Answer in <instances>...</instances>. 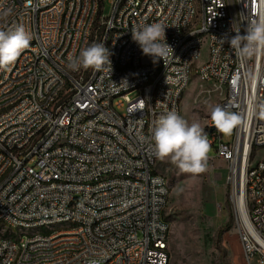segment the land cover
<instances>
[{"label":"built area","instance_id":"2783aa9c","mask_svg":"<svg viewBox=\"0 0 264 264\" xmlns=\"http://www.w3.org/2000/svg\"><path fill=\"white\" fill-rule=\"evenodd\" d=\"M238 2L239 13L231 14L230 0H202L199 17H191L189 0H0V30L22 25L32 36L29 50L0 69V225L20 230V241L0 238V264H167L171 223L163 221L162 201L171 187L153 173L159 160L151 134L162 115L181 113L202 29L211 32L199 69L204 82L221 92L220 106L241 116L229 140L208 119L207 172L216 160L225 162L230 232L247 264H264V151L257 150L264 138V53L240 58L227 42L246 34L264 0ZM93 9L104 10L101 22H91ZM196 18L203 27H195ZM153 22L167 26L173 56L166 64L141 63L132 40L133 29ZM91 27L98 37L87 42ZM92 43L110 52L112 71L106 66L98 79L89 77L91 68L78 75L67 67L70 55ZM118 88L126 97H117ZM71 217L79 224L44 230V223Z\"/></svg>","mask_w":264,"mask_h":264},{"label":"rangeland","instance_id":"374dc122","mask_svg":"<svg viewBox=\"0 0 264 264\" xmlns=\"http://www.w3.org/2000/svg\"><path fill=\"white\" fill-rule=\"evenodd\" d=\"M208 44L204 36L200 55L194 61L198 67L207 62ZM221 100L222 94L214 85L194 75L181 97L180 115L189 123L199 122L206 132L209 105H219ZM231 137L224 136L226 140ZM155 169L171 187L165 209L171 222L169 264H247L238 236L230 232L232 223L225 229L228 222H233L225 162L216 160L211 171L197 175L182 173L168 161L159 160ZM4 233L10 230L2 227L0 234Z\"/></svg>","mask_w":264,"mask_h":264},{"label":"clouds","instance_id":"9594fccd","mask_svg":"<svg viewBox=\"0 0 264 264\" xmlns=\"http://www.w3.org/2000/svg\"><path fill=\"white\" fill-rule=\"evenodd\" d=\"M7 15V12L3 13ZM166 25L153 22L133 29L132 40L142 53L152 58L153 63L163 60L166 64L173 56V48L166 40ZM215 38V37H214ZM32 36L20 25L11 30H0V69L7 70L15 64L22 52L30 45ZM222 41H224L222 39ZM240 58H250L264 53V4L260 6L258 19H253L246 34L237 33L227 41ZM110 52L103 43H92L84 47L79 56L70 55L67 67L72 71L92 68L103 71L110 66ZM210 108V117L216 131L231 136L241 124V116L220 105ZM154 156L160 161H168L180 172L193 175L208 170L211 142L199 122L189 123L175 110L162 115L151 134Z\"/></svg>","mask_w":264,"mask_h":264},{"label":"bare ground","instance_id":"6f19581e","mask_svg":"<svg viewBox=\"0 0 264 264\" xmlns=\"http://www.w3.org/2000/svg\"><path fill=\"white\" fill-rule=\"evenodd\" d=\"M190 3V12L191 17H199V13H201V5L202 0H189ZM230 13L238 14L239 13V2L238 0H230ZM104 19V10L101 9H93L91 15V22H101ZM195 27H203V18L195 19ZM207 36L208 39H211V32L209 29H202L201 39L199 40V51L198 54L193 57V62H188V73L192 78L194 75H198L202 80H205V72L200 71V67L194 64L195 59H197L200 55L201 46L203 43V37ZM98 37V27L89 28L87 34V42H94ZM25 50H29V47ZM146 59V61H144ZM141 63L144 64H155L152 61V58L146 56L144 54L141 55ZM103 71H96L91 68L89 70V77L91 79H98ZM78 75H85V69H81L78 71ZM117 97H126V88H118L117 89ZM181 101V97H180ZM148 106H155V98H148ZM181 110V105H180ZM181 114V113H180ZM62 142H70V135H62ZM259 148H264V138H262V143H257V150ZM153 173L156 176H159L160 179L166 180L168 186V180L164 175L159 173L155 166H153ZM106 179H113V172H106ZM133 182H141V175H133ZM243 187H251V178H243ZM170 195H165V198L162 201V210H164L163 221L164 223H171L168 218L165 216V209L168 204ZM240 202L244 201V195H240ZM68 209H75V201H68ZM6 223V216H0V224ZM76 224H79V217H71L69 219H58L55 224L53 223H44V230H50V232H61L65 230L66 227H72ZM2 227H7L10 230V233L0 234V238L5 236L8 237L9 241H20V230L17 225H0V230ZM171 232V230H170ZM32 235H39V228H32ZM170 233L168 234V238H166V245L169 244ZM170 257L168 258L167 264H169ZM7 264H18V259H10Z\"/></svg>","mask_w":264,"mask_h":264},{"label":"trees","instance_id":"16d2710c","mask_svg":"<svg viewBox=\"0 0 264 264\" xmlns=\"http://www.w3.org/2000/svg\"><path fill=\"white\" fill-rule=\"evenodd\" d=\"M231 223H232L231 221L228 222V224L225 225V229H229L231 227Z\"/></svg>","mask_w":264,"mask_h":264}]
</instances>
